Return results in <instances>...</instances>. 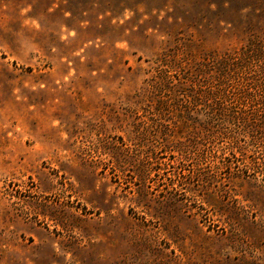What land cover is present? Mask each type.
<instances>
[{
  "label": "rangeland",
  "instance_id": "1",
  "mask_svg": "<svg viewBox=\"0 0 264 264\" xmlns=\"http://www.w3.org/2000/svg\"><path fill=\"white\" fill-rule=\"evenodd\" d=\"M255 40L264 0H0V264H264V132L192 98Z\"/></svg>",
  "mask_w": 264,
  "mask_h": 264
},
{
  "label": "trees",
  "instance_id": "2",
  "mask_svg": "<svg viewBox=\"0 0 264 264\" xmlns=\"http://www.w3.org/2000/svg\"><path fill=\"white\" fill-rule=\"evenodd\" d=\"M212 62L216 73L211 80L195 83L192 96L195 110L206 114L204 121L195 116V127L215 136L213 123L218 120L230 124L238 136L248 133L253 137V144H261L264 118L257 113L249 117L245 111L248 108L255 112L264 110V43L251 41L239 52L214 55ZM203 67L199 71L206 72L207 64ZM238 136L232 137L236 138L234 145L239 143Z\"/></svg>",
  "mask_w": 264,
  "mask_h": 264
}]
</instances>
